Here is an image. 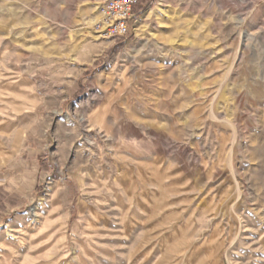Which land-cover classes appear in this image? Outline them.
Masks as SVG:
<instances>
[{
  "label": "rangeland",
  "instance_id": "374dc122",
  "mask_svg": "<svg viewBox=\"0 0 264 264\" xmlns=\"http://www.w3.org/2000/svg\"><path fill=\"white\" fill-rule=\"evenodd\" d=\"M104 1L0 0V264H264V0Z\"/></svg>",
  "mask_w": 264,
  "mask_h": 264
},
{
  "label": "built area",
  "instance_id": "2783aa9c",
  "mask_svg": "<svg viewBox=\"0 0 264 264\" xmlns=\"http://www.w3.org/2000/svg\"><path fill=\"white\" fill-rule=\"evenodd\" d=\"M138 0H105L101 9L104 36H124L129 31V19Z\"/></svg>",
  "mask_w": 264,
  "mask_h": 264
},
{
  "label": "bare ground",
  "instance_id": "6f19581e",
  "mask_svg": "<svg viewBox=\"0 0 264 264\" xmlns=\"http://www.w3.org/2000/svg\"><path fill=\"white\" fill-rule=\"evenodd\" d=\"M99 20H100V16H99ZM97 21H98L97 16H93V17H91V18L87 21V24H88L89 26H92V25L95 24ZM32 217H33V218H36V217H37V213L34 212L33 215H32ZM54 231H55V236H56L57 241H60V242H61V239H62L63 237L61 236L60 230H59V229H54Z\"/></svg>",
  "mask_w": 264,
  "mask_h": 264
},
{
  "label": "crops",
  "instance_id": "0c3cea01",
  "mask_svg": "<svg viewBox=\"0 0 264 264\" xmlns=\"http://www.w3.org/2000/svg\"><path fill=\"white\" fill-rule=\"evenodd\" d=\"M63 217L59 216V219L57 220L56 224L54 225V229H59L60 233L63 235L62 233V229H61V225L63 224Z\"/></svg>",
  "mask_w": 264,
  "mask_h": 264
}]
</instances>
